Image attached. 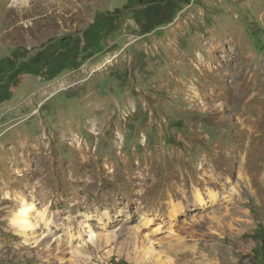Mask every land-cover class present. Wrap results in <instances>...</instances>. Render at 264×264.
I'll return each instance as SVG.
<instances>
[{"label": "rangeland", "instance_id": "obj_1", "mask_svg": "<svg viewBox=\"0 0 264 264\" xmlns=\"http://www.w3.org/2000/svg\"><path fill=\"white\" fill-rule=\"evenodd\" d=\"M151 1L0 0V156L18 136L48 140L52 174L50 183L35 184L34 204L38 211L47 207L56 223L106 210L129 214L123 220L130 221L138 250L126 256L108 246L101 264H151L146 248L159 263L172 252L175 264H264V0H165L146 8ZM105 15L113 18V35L94 42L92 51L102 47L100 53L82 50V33ZM93 37L91 29L86 38L93 43ZM235 55L249 56L257 95L236 102L224 75L218 81L223 104L210 82ZM233 102L252 121L228 110ZM74 144L88 145L87 163ZM216 144L218 156L235 154L233 204L221 201L213 212L171 221L169 201L177 190L171 181L179 171L188 178L196 161L201 168L199 159ZM240 158L247 161L241 177ZM205 170L220 175L211 164ZM24 172L19 166L15 174ZM162 177L168 185L156 183ZM229 186L217 190L221 198ZM183 191L186 210L194 211L190 191ZM17 209L0 205V264H45L46 255L22 246L8 227Z\"/></svg>", "mask_w": 264, "mask_h": 264}, {"label": "bare ground", "instance_id": "obj_2", "mask_svg": "<svg viewBox=\"0 0 264 264\" xmlns=\"http://www.w3.org/2000/svg\"><path fill=\"white\" fill-rule=\"evenodd\" d=\"M19 1L22 0H13L14 4H19ZM218 50H220V46L217 45L216 51ZM105 63H111V58L108 57L105 60ZM202 73H205V71L203 70ZM215 75L216 76L214 77L213 82L210 83L217 84V87L215 86L216 88L214 90V93L216 92V96L217 98H219L220 102H222L221 98H223L225 92L221 90V87L219 85L220 83L218 84V81H222L223 79L220 77L224 75H226L229 80V92H231L233 99L236 102H242L246 97L252 99L257 95H252L254 89L256 90L258 89V87L256 88L257 83L255 81H251L252 75L249 64V56L239 58L237 57V55H235V58L226 60L225 65L219 68L218 72H216ZM219 100H217V102H219ZM206 102H209L208 98L206 99ZM236 108L237 107H235L234 104V107L231 106L228 110L234 112L236 115L238 114V117H246L247 120L252 121L251 116L248 117L245 116L244 113H239ZM67 130L68 129H65V131ZM75 141V143H79V140L76 139ZM74 145L72 147H74V149L81 156V162L87 163L85 159L86 154H89L88 145L87 147H84L81 144H77L75 146ZM214 147L215 148L211 153L208 154L207 158L199 159V161L204 163L201 168L195 169L194 164H197L196 161L193 163V167L191 169L192 173L188 175V178L179 171V175L181 177L178 175L177 181H171V185L177 189L172 191V193L175 195H173V198H171L169 201L170 207L168 208V213L171 221L177 220L181 216L185 217V215L187 214H190L192 215L191 217H193L195 212L197 211L199 213L206 212L207 210H211V212H213L215 211V209H217L216 207L221 204V201L226 204H229L230 201L232 203L233 195L235 193V186L231 177L234 172V163H236L233 156L235 154H228L224 157H221L216 154L219 145L216 144ZM1 152L0 196L2 195L3 198L0 200V205H18V209L10 213L7 217L8 227L19 237L22 246L29 249H40L39 252L42 251L43 254L46 255L44 259L45 264H101L102 261L99 258V254L102 251L104 252V250H106L108 246H112V251L118 254H120V252H125L126 256L134 254L135 252L133 251L138 250V240L136 238L135 231L129 226L130 224L128 225L130 221L124 222L123 220V217H126L128 220L129 214L123 216L120 210L112 212V215L111 212L109 215L107 210L102 214H100V211L94 216L92 215V217L85 214V221L68 215L66 219L67 221L62 223H56L54 221L53 215L47 207H44L41 211H38V209L35 207L36 204H34L36 202L34 195H38V187H36L35 184L43 185L45 183H50L48 177L52 174V170L50 169L52 167H49L47 165L49 163L48 155L52 153L53 150L51 149V146L49 145L47 139L41 140L40 138H38L29 140L18 136L16 137L15 142L10 143V145L3 146ZM220 158L222 159L219 160ZM240 159L242 161V165L239 167L238 173L241 177L247 161L245 158ZM209 164L213 165L220 171L219 176H216V173L205 170V166ZM19 166H23L25 168V172L21 177L15 174L16 168H18ZM242 166L244 168H242ZM60 168L61 167L56 166V168H54V173L58 175L61 174ZM137 169L141 170L142 173L140 174H142L143 180H147V172L145 170L146 168H143L142 164L138 163ZM200 171H203L201 173L202 178L195 180L196 172ZM45 172L46 175L44 176ZM69 172V177L75 179V172ZM38 177H40V179H37L34 183V179ZM79 180L81 182V179ZM155 182L156 180L154 178L152 180V184H155ZM156 183L162 185L165 183V185H168L163 177L157 180ZM85 184L83 182V185ZM229 184L230 192H228L221 198V195L217 190L221 186H228ZM203 185H205V192L202 189ZM8 187L19 189V192L10 193L9 191L5 190ZM185 189L190 191L188 194H190L191 199H193L192 206L196 208L194 209V211H190L189 209L186 210L187 206L183 201V198H181L182 195H184L183 190ZM228 197H230L231 199H227ZM174 198H178L180 200L177 201ZM90 219L94 221V225L90 223ZM202 219L205 218H201L200 222L202 221ZM206 219L212 225L214 223L216 224L217 222L214 217H208ZM172 225L175 224H173L172 222L171 227ZM119 235H124V239L118 240ZM19 247L20 246L17 245L18 250ZM147 247H149V245ZM145 251L146 253H148V259L150 260L148 262H150L151 264H175L176 262L177 254L175 253L170 252L171 254H169L166 263H159L158 257L150 255V249L148 250V248H146ZM180 253L183 257H185V251H181ZM110 254L111 251L108 250V252L104 253L103 259ZM198 260L192 259L191 262L194 264H198L201 262L200 260Z\"/></svg>", "mask_w": 264, "mask_h": 264}, {"label": "trees", "instance_id": "obj_3", "mask_svg": "<svg viewBox=\"0 0 264 264\" xmlns=\"http://www.w3.org/2000/svg\"><path fill=\"white\" fill-rule=\"evenodd\" d=\"M167 2L165 0H163V2L160 3L158 0H154V1L149 2L146 8H150V6L154 5V3H158L157 8H160V6H163V5L165 6V4ZM160 20H161V22L157 23L156 26H160V25L166 23V21L168 19L166 18V20L165 19H160ZM112 21H113L112 16L105 15V16H102L101 18L97 19L89 28H87L82 33L86 39L85 43L82 46V50L92 51V49H94V42L101 43L102 39L99 40V38L104 37V38L108 39L109 36L113 35L114 29H113V22ZM91 29H94V35L97 36V39H98L97 40L95 37H93V43L91 42L90 38H86L89 35V31ZM102 50H103V48L100 47V49H98V51H95V52L92 51V52L95 54V53H100ZM30 58H32V60H34V56H31ZM31 74H33V72ZM2 101H5V100L4 99L0 100V102H2Z\"/></svg>", "mask_w": 264, "mask_h": 264}]
</instances>
